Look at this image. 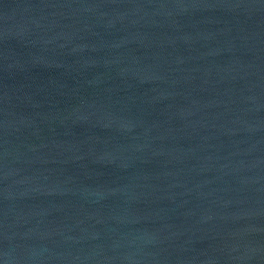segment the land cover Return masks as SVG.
Here are the masks:
<instances>
[{
    "label": "water",
    "instance_id": "95a60500",
    "mask_svg": "<svg viewBox=\"0 0 264 264\" xmlns=\"http://www.w3.org/2000/svg\"><path fill=\"white\" fill-rule=\"evenodd\" d=\"M0 264H264V0H0Z\"/></svg>",
    "mask_w": 264,
    "mask_h": 264
}]
</instances>
